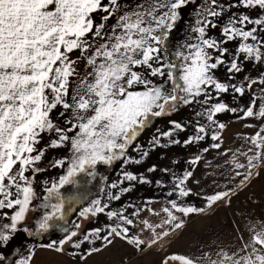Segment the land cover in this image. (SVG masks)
<instances>
[{
	"label": "snow or ice",
	"instance_id": "6c2138e0",
	"mask_svg": "<svg viewBox=\"0 0 264 264\" xmlns=\"http://www.w3.org/2000/svg\"><path fill=\"white\" fill-rule=\"evenodd\" d=\"M190 17L182 43L171 53L169 42ZM226 80L217 76L218 70ZM254 72L255 75L249 73ZM258 87L247 106L226 102ZM181 107L194 108L195 120L170 119L156 128L145 144L139 142L154 121ZM250 120L244 147L225 149L227 125L220 114ZM192 129L183 140L180 134ZM213 143L199 149L205 141ZM43 145V146H42ZM197 147L231 157L229 186L207 198L209 207L231 203L237 188L248 186L264 165V0H0V264H33L35 246L11 261L7 248L19 235L38 237L59 221L67 223L69 202L61 191L77 183L80 174L96 179L97 168L119 166V177H102L101 195L82 207V220L105 215L111 223L80 232L62 227L63 239L40 245L64 254V245L80 249L96 239L114 238L143 251L186 227V218L205 211L187 205L194 195L193 169L204 157L192 156L187 170L169 168L171 187L166 206L153 199L131 200L113 209L138 185L160 183L132 170L157 147ZM49 151H66L49 167L62 169L55 180L38 181L47 168L40 162ZM236 186H231V181ZM198 183V181H197ZM33 212L38 215L29 217ZM148 216V218H145ZM104 232V235H101ZM139 233V235L136 234ZM147 235V239L143 238ZM234 247L203 249L199 257L172 253L162 264H264V218H250ZM99 248H89L83 261ZM19 251V249H16ZM78 253L73 252V255Z\"/></svg>",
	"mask_w": 264,
	"mask_h": 264
},
{
	"label": "crops",
	"instance_id": "0c3cea01",
	"mask_svg": "<svg viewBox=\"0 0 264 264\" xmlns=\"http://www.w3.org/2000/svg\"><path fill=\"white\" fill-rule=\"evenodd\" d=\"M251 92L254 96V91ZM249 123H254V121L237 120L236 118L229 120L226 123V129L222 133L221 143L223 147L233 150L243 148L244 141L242 137L254 131L245 126ZM199 149L195 150V153L199 152L204 160L193 169L195 180L191 182L190 186L195 194L184 199L187 205L204 208L205 211L187 217L186 227L168 237L163 242V247L153 246L141 251L121 238H114L109 245H105L101 239H96L93 244H83L80 249H74L71 244H65L64 254L61 255L42 249L40 245H47L51 241L58 242L63 239L64 233L61 236L57 232L56 238H51L50 235L46 236L47 232L38 236L40 239L36 237L41 242L35 245L33 264H162L164 257L172 253L199 257L200 251L203 249L214 248L221 244L234 247L239 243L238 237L241 235V228L246 227L250 218H255L257 221L264 218V165L257 169L259 175H254L248 186L236 189V194L232 197L230 204L220 201L209 207L207 198L214 192L229 186L228 176L231 169L227 160H230L231 157L226 158L218 154L216 150L203 153ZM172 167L182 174V170H187L189 165L185 163L178 166V163H175L172 164ZM101 183L99 182L96 185L92 183L89 187H99ZM231 186H236L235 180L231 181ZM123 200L117 203V209H119L121 203L124 204ZM129 200L136 204L148 201L141 197L130 198ZM158 202V199L153 198L152 206L157 209L166 206L167 199L161 200L162 204L160 206H158ZM145 218H148V216ZM110 223L111 221L107 222L103 229H106ZM85 230L82 229L80 232L83 233ZM104 234V232H101V235ZM136 234L139 235L138 232ZM143 238L147 239V235H144ZM44 239H46L45 242ZM92 247L101 250L87 256L82 261L80 254ZM73 252L78 254L74 256ZM169 264H179V262H169Z\"/></svg>",
	"mask_w": 264,
	"mask_h": 264
},
{
	"label": "rangeland",
	"instance_id": "374dc122",
	"mask_svg": "<svg viewBox=\"0 0 264 264\" xmlns=\"http://www.w3.org/2000/svg\"><path fill=\"white\" fill-rule=\"evenodd\" d=\"M185 20L180 23L178 26L177 31L173 34V37L170 39L168 48H169V54L170 58L173 59V62L179 63V61H176L174 56H171V53H173L176 50V46L183 42L185 35H186V25L188 23V20L190 17L187 15V10L185 13ZM251 75H255L254 72L249 73ZM217 76L221 80L227 79V74L223 69L218 70ZM260 90L258 87L254 88V95H259ZM253 97L252 92L249 91L245 94L243 97H237L235 100H232L230 96L225 95L224 99L226 102L231 103L233 106H239L241 108L247 106L249 103V100ZM197 109L194 108H184L181 107V109L174 113L170 117H161L157 118L154 121V124L152 128L145 131V133L140 137L139 142L141 144H145L148 139L154 134V131L156 128H159L161 131L167 130L170 125L167 123L170 119L180 120L183 122H188L190 120H195L196 117L194 115V111ZM236 118L234 114L231 113H224L220 114V121L223 123H227L229 120H232ZM192 129L189 128L188 132L180 134L178 138L183 140L186 136L191 134ZM213 143V141H205L203 144L199 146V148H203L204 146H207L208 144ZM43 146V145H42ZM197 147H188L183 148L180 146L175 147H157L155 150L150 151V154L148 158L144 161L143 164L139 166H132V170L139 172V173H146V169L152 165H155L157 167V172L150 175L151 178L154 181H161L163 182L166 187L162 188L160 183H153L149 185H138L128 197H126L123 201L124 204L130 199V198H144V200H148V198H154L158 199V206L162 204L161 200L168 199L167 196V190L171 187V180L169 174H164L160 169L163 168H171L173 172L180 174L178 171H176L175 168L172 167V164L178 163V166L181 164H187V161L194 155H196L195 150H197ZM61 155H67L66 151H49L46 154V159L40 162V166L47 168L48 170L41 173L40 176L37 178L39 182L43 181H52L55 180L59 175L62 174V169H54L50 168L49 162L50 160H55L59 158ZM188 165V164H187ZM119 166L114 167H106L103 165L98 166L97 168V177L96 179H93L89 177L86 174H80L77 177V183L73 185H68L61 191L63 192L64 196L67 198L69 202L75 200L77 203L72 204L71 210H68V205L66 204V211H67V223L64 221H59L60 227H53L48 231V234L46 236L50 235L51 238H56L57 232L58 235H61L64 233L61 228L67 227L69 230H73V226H75L76 223L80 222L82 229H92V228H101L106 226V223L109 222L107 217L105 215H100L98 217H89L87 220H82V218L79 215V212L82 207L88 206V204L98 197V195H101L100 188L99 187H89L90 184L94 183V185L98 184L99 182H102V177H108L109 181H115L119 177ZM90 188V190H89ZM189 198V197H187ZM164 202V201H163ZM117 203L113 201V209H117ZM123 204V203H121ZM165 205V204H164ZM38 215V212H33L29 219L31 220L32 217H35ZM95 223V224H93ZM57 228V229H56ZM60 233V234H59ZM56 235V236H55ZM37 239H40V237H37ZM36 237H28L24 234H19L12 242V244L7 248V253H10L9 260L11 261L13 258H16L17 256L26 254L28 249L33 248V246L39 244L41 241L37 240ZM44 242L46 239L43 240ZM87 244V243H85ZM16 249H19V251H16Z\"/></svg>",
	"mask_w": 264,
	"mask_h": 264
}]
</instances>
